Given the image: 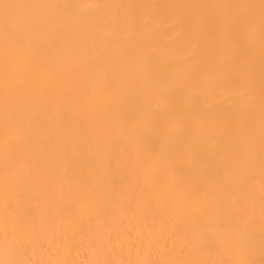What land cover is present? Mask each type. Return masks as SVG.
<instances>
[{
  "label": "bare ground",
  "instance_id": "1",
  "mask_svg": "<svg viewBox=\"0 0 264 264\" xmlns=\"http://www.w3.org/2000/svg\"><path fill=\"white\" fill-rule=\"evenodd\" d=\"M0 264H264L262 0H0Z\"/></svg>",
  "mask_w": 264,
  "mask_h": 264
},
{
  "label": "snow or ice",
  "instance_id": "2",
  "mask_svg": "<svg viewBox=\"0 0 264 264\" xmlns=\"http://www.w3.org/2000/svg\"><path fill=\"white\" fill-rule=\"evenodd\" d=\"M262 3H264V0H262Z\"/></svg>",
  "mask_w": 264,
  "mask_h": 264
}]
</instances>
